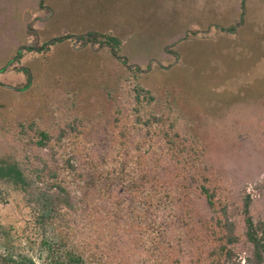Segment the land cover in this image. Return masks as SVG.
<instances>
[{
	"label": "rangeland",
	"instance_id": "rangeland-1",
	"mask_svg": "<svg viewBox=\"0 0 264 264\" xmlns=\"http://www.w3.org/2000/svg\"><path fill=\"white\" fill-rule=\"evenodd\" d=\"M241 1L0 0V163L16 164L26 182H0V244L7 233L14 250L41 262L29 242L41 190L33 169L48 152L19 123L52 133L79 120L89 149L106 153L116 143L115 116L131 138L145 135L132 128L134 83L151 91L147 112L170 114L199 140L231 200L249 195L253 218L264 219V0ZM90 31L119 37L118 56L78 39ZM192 205L198 216L209 213L203 198L193 195ZM235 253L243 259L248 245ZM140 257L132 263L143 264Z\"/></svg>",
	"mask_w": 264,
	"mask_h": 264
},
{
	"label": "trees",
	"instance_id": "trees-1",
	"mask_svg": "<svg viewBox=\"0 0 264 264\" xmlns=\"http://www.w3.org/2000/svg\"><path fill=\"white\" fill-rule=\"evenodd\" d=\"M78 39L104 43L114 56L121 46L119 37L97 31ZM133 92L132 128L145 135L131 138L115 116L116 143L106 153L89 149L79 120L52 133L34 121L19 123L48 152L33 169L41 190L29 242L41 262L14 250L6 233L0 264H133L137 251L143 264H264V219L253 218L249 195L233 202L221 177L204 163L199 140L183 134L170 114L146 111L153 100L149 89L134 83ZM0 182L26 185L22 169L7 162L0 163ZM193 195L205 201L206 216L195 213ZM235 215L241 217V233ZM241 241L248 254L235 260Z\"/></svg>",
	"mask_w": 264,
	"mask_h": 264
}]
</instances>
